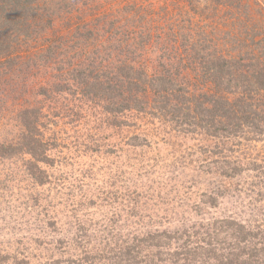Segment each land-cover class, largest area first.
<instances>
[{"label": "trees", "instance_id": "1", "mask_svg": "<svg viewBox=\"0 0 264 264\" xmlns=\"http://www.w3.org/2000/svg\"><path fill=\"white\" fill-rule=\"evenodd\" d=\"M130 3L129 7L128 0H0V78L3 70H20L16 77L0 81L2 92L1 87L12 88L3 92L0 106L12 99L17 104L9 106H20L11 113L16 133L9 141L0 140V160L27 157L25 173L37 186L49 182L42 166L52 165L48 152L55 142L41 128L43 106H23L21 100L34 92L12 84H18L17 77L37 87L35 99L42 95V101L51 103L56 95L66 94L77 102L70 108L74 113L57 111L58 121L63 111L85 123L92 113L109 130L131 129L132 116L162 121L173 133L203 136L220 148L219 155L225 142L232 140L228 151L236 153L240 140L260 141L264 136V35L249 36L248 25L241 21L248 41L241 38L239 28L213 40L198 30L204 31L203 26H192L194 16L186 10V26L173 23L158 29L141 0ZM121 9L124 15H115ZM43 104L51 112L55 109ZM146 144L137 134L128 140L133 148ZM217 157L208 165L226 180L259 167L246 159ZM202 197L215 200L211 194ZM215 203L209 206L216 207ZM202 221L181 231L119 235L117 240L82 234V254L50 264H264V220ZM61 244L66 249L64 241ZM8 259L0 253V264Z\"/></svg>", "mask_w": 264, "mask_h": 264}, {"label": "rangeland", "instance_id": "2", "mask_svg": "<svg viewBox=\"0 0 264 264\" xmlns=\"http://www.w3.org/2000/svg\"><path fill=\"white\" fill-rule=\"evenodd\" d=\"M141 1L151 10L152 25L158 24V29L173 23L186 26L189 12L194 16L192 26H203L204 31L198 30L210 34L213 40L226 30L236 32L239 28L241 38L248 41L241 21L248 25L249 36L264 35V0ZM124 13L121 9L115 15ZM3 71L6 73L0 81L16 77L20 70ZM14 82L34 92L21 100L23 106H43L41 128L55 147L48 152L52 165L42 166L49 180L43 186H37L25 173L27 157L0 160V253L8 255L6 264H50L67 255L77 257L82 254V234L97 238L103 234L105 239L117 240L119 235L124 238L155 230L181 231L202 220L222 217L252 224L264 220V136L260 141L240 140L234 147L236 153L228 151L232 140L225 142L219 155L220 148L215 149L203 136L173 133L162 121L136 120L132 116L131 129L109 130L110 126L100 124L92 113L85 123L65 111L58 121L54 117L57 111L65 108L74 113L70 109L77 104L73 98L56 95L51 103L44 102L42 95L35 99L38 89L29 80L22 82L17 77ZM192 85L196 88L197 82ZM1 88L3 92L12 89ZM3 92L0 90V99ZM11 102L17 104L12 99L0 106L2 141H9L16 133L11 113L20 106H9ZM43 103L55 109L51 112ZM105 129L108 131L102 132ZM135 134L144 137L147 144L130 147L128 140ZM217 156L246 159L259 167L248 175L226 180L217 168L208 165ZM203 194H211L216 201ZM209 203L217 205L211 207ZM101 245L108 246V242Z\"/></svg>", "mask_w": 264, "mask_h": 264}]
</instances>
